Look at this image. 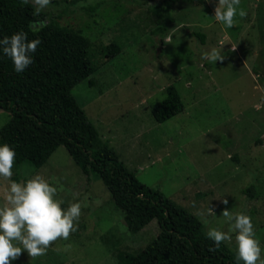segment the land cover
I'll return each instance as SVG.
<instances>
[{"label":"rangeland","instance_id":"rangeland-1","mask_svg":"<svg viewBox=\"0 0 264 264\" xmlns=\"http://www.w3.org/2000/svg\"><path fill=\"white\" fill-rule=\"evenodd\" d=\"M217 3L51 0L38 14L34 10L45 23L90 41L97 72L77 84L72 96L125 167L195 215L207 233L228 232L225 208L250 215L264 249V0H240L247 15L237 14L230 29L213 17ZM111 43L120 52L106 58L102 48ZM213 48L222 61L202 59ZM169 86L185 108L159 124L151 111ZM10 117L0 110V129ZM13 172L18 183L39 174L57 187L63 208L75 202L83 207L68 241L55 242L37 258L24 252L11 264H118L116 252H137L158 235L155 220L130 234L102 181L83 175L63 146L41 168L23 163ZM251 185L252 198L243 193ZM7 188L0 178V207ZM209 208L215 216L207 214ZM231 235L232 242L224 243L237 251L236 233ZM66 244L72 245L69 251L63 250Z\"/></svg>","mask_w":264,"mask_h":264},{"label":"trees","instance_id":"trees-1","mask_svg":"<svg viewBox=\"0 0 264 264\" xmlns=\"http://www.w3.org/2000/svg\"><path fill=\"white\" fill-rule=\"evenodd\" d=\"M198 2L204 4V0ZM34 9L30 2L0 0V39L24 31L29 40L42 41L33 64L22 73H17L12 60L0 51V110L11 116L0 129V145L7 143L15 150V167L28 163L39 169L63 146L83 175L95 174L102 181L115 208L123 213L130 234L139 233L155 220L156 238L137 252H116L118 264H238L237 251L226 243L212 250L214 242L201 220L142 184L109 142L100 139L72 96L77 84L97 72L90 41L75 30L45 23ZM33 24L42 26L34 29ZM196 37L203 42V35ZM119 52L115 43L102 48L106 58ZM89 85L93 86L92 80ZM165 92L151 111L159 124L185 108L174 86ZM253 191L251 185L243 193L252 198Z\"/></svg>","mask_w":264,"mask_h":264},{"label":"clouds","instance_id":"clouds-1","mask_svg":"<svg viewBox=\"0 0 264 264\" xmlns=\"http://www.w3.org/2000/svg\"><path fill=\"white\" fill-rule=\"evenodd\" d=\"M27 5L31 2L38 14L46 9L51 0H21ZM240 0H218L214 8V18L226 28L235 25V17H245L247 13L239 8ZM42 26V25H38ZM42 41L28 39L24 31L0 39V51L12 60L17 73L24 72L33 64V55ZM235 50V49H233ZM209 62L222 61L220 50L213 48L202 54ZM16 152L7 143L0 145V178L8 181L6 203L0 207V264H11L24 252L31 258L47 254L48 249L57 241H68L71 234L78 230V221L83 205L70 203L65 209L64 201L57 198L58 189L49 180L37 174L26 182L18 183L11 178L16 162ZM225 205L228 201H223ZM208 215L215 216L209 208ZM221 215L231 221L228 232L210 228L207 236L218 248L224 242H232L231 233H236L237 262L243 264H264V249L256 238L252 217L243 212L233 214L225 208ZM71 244L64 246L69 251Z\"/></svg>","mask_w":264,"mask_h":264}]
</instances>
